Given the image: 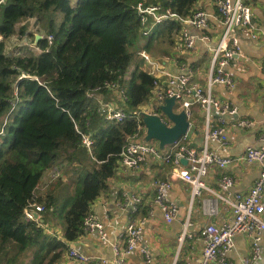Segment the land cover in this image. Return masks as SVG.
I'll use <instances>...</instances> for the list:
<instances>
[{"label":"trees","instance_id":"1","mask_svg":"<svg viewBox=\"0 0 264 264\" xmlns=\"http://www.w3.org/2000/svg\"><path fill=\"white\" fill-rule=\"evenodd\" d=\"M138 1L0 0V264H58L66 241L27 221L25 208L42 204V218L60 219L67 241L79 238L122 148L139 131L133 112L150 100L156 77L142 68L138 52L167 53L164 44L173 45L182 23L166 20L144 36ZM145 1L189 17L198 0ZM36 32L54 35L53 44H31ZM15 35L31 43L10 50ZM108 84L125 96L124 122L106 120L88 96L112 90ZM79 131L92 134L91 152ZM63 161L67 178L37 201L44 174Z\"/></svg>","mask_w":264,"mask_h":264},{"label":"crops","instance_id":"2","mask_svg":"<svg viewBox=\"0 0 264 264\" xmlns=\"http://www.w3.org/2000/svg\"><path fill=\"white\" fill-rule=\"evenodd\" d=\"M216 1H197L196 9H205L209 14V22L203 30L188 27L192 34L198 36L193 49L186 50L178 47L181 27L173 45L164 44L168 48L167 53L152 54L150 52L164 71L192 74L196 81L206 87L211 68L212 47L219 41L223 32ZM244 2L252 8L253 31L237 30L241 39V52L237 56V67L232 68L234 86L227 87L219 84L213 88V93L217 98L231 102L238 109L237 115H220L216 111L211 114L212 124H216L218 118L224 120L228 143L221 144L212 139L209 144L210 150L235 159L227 169L211 166L205 176L207 187L222 195H232L234 192L248 193L261 175L258 163L236 160L247 147L261 146V135L264 132V0H244ZM204 35H207L210 40H203L201 36ZM141 65L143 69H147L145 62ZM162 76L163 74L160 75ZM155 93L156 90L150 100L140 107L152 110L158 99ZM96 98L97 106L101 101H111L122 108L125 99L118 89L101 93ZM175 110L180 111L178 104L175 105ZM240 118L252 119L253 127H239L237 121ZM190 120L191 127L185 141L200 149L204 144L206 127L204 111L193 106ZM152 142L159 146L158 142ZM173 145L166 146L165 152L172 150ZM183 165L184 169H188L186 163L183 162ZM53 166H59L61 170L65 167L61 177L65 180L67 162H58ZM52 167L44 174L36 190V200L48 195L52 185L59 180L51 181L49 178V171ZM225 172L235 180L234 186L229 190L221 183V177ZM171 173L172 164L151 156L138 169L128 170L119 166L115 175L108 181V189L90 207V210L104 224L106 233L104 238L98 232H85L79 238L67 241L63 237L60 219L54 217L51 220H45L42 214H39V217L45 224V228L51 231L47 233L58 235L66 241L68 247L73 246L91 257L108 259L114 258V245L124 244L125 230L129 221L132 218L144 219L145 228L141 237V245L147 250L149 259L140 251H134L127 255V264H201L203 262L201 238L203 228L210 223L223 227L232 221L233 210L229 204L219 199L216 201L217 213L209 214L208 206L216 195L209 190H203L200 195L193 196L191 184L182 179L172 180ZM159 181L171 182V187L166 190V193L179 207V212L171 223L165 220L161 208L154 202ZM123 193H126L128 197L140 196L142 198V204L136 213L132 212L131 204L125 201ZM187 220L190 225L181 245L179 236ZM68 247L58 264H73L67 255ZM252 250L251 236L244 233L237 234L232 250L218 256L210 264H245L244 259L251 255ZM253 264H264V231L262 232L261 255Z\"/></svg>","mask_w":264,"mask_h":264},{"label":"built area","instance_id":"3","mask_svg":"<svg viewBox=\"0 0 264 264\" xmlns=\"http://www.w3.org/2000/svg\"><path fill=\"white\" fill-rule=\"evenodd\" d=\"M218 15L223 24V32L219 41L212 47L211 68L209 70L208 82L206 87L193 78L192 74L184 72L164 71L160 64L154 59L152 54L145 49L138 52V55L144 60L150 74L156 77L155 87L157 102L152 110L139 108L133 112L138 119L139 131L130 136L120 152L119 166L133 170L143 165L148 158L154 157L165 163L172 164L171 179H182L191 184L193 196L200 195L203 190H209L216 195V198L209 204L207 212L211 215L217 213L216 201L221 199L232 207L233 219L223 227L210 223L201 232L203 241V262L201 264H210L218 256L228 253L234 247V240L237 234L250 235L253 241V250L249 257L244 259L245 264H253L261 255L262 232L264 231V132L261 135L262 145L249 146L244 153L236 160L247 162H256L260 165V178L256 181L248 193L234 192L232 195H222L209 189L205 183V176L208 174L211 166L220 169H227L235 159L229 156H222L219 153L210 150L209 144L212 139L221 144L228 143V135L224 126V120L218 118L216 124H212L211 114L213 111L220 115H237V107L229 101L217 98L213 93L216 85L234 86L232 68L237 67V56L241 52V39L237 30L244 32L253 31L252 28V8L244 0H217ZM141 33L149 36L154 27L166 20L176 19L182 23V31L178 41V47L186 50L193 49L198 39L197 35L192 34L188 27H195L203 30L208 26L209 14L203 8L196 9L189 17H182L164 8L161 3L147 4L145 0H139L136 6ZM253 36H255L253 34ZM42 38L48 40L49 45L53 44L54 35H43ZM203 40L209 41L207 35L201 36ZM2 36L0 35V40ZM163 74L162 77L157 75ZM22 77H31L29 74H23ZM160 77V78H159ZM39 80L37 77H35ZM158 78V79H157ZM107 87L116 89L115 84H108ZM88 96L97 97V91L88 92ZM123 97H125L123 95ZM174 97L180 110H185L190 119L192 107L196 106L205 113L206 127L204 130V144L198 149L187 143L186 135L173 145L172 150L165 152L152 141H146V127L141 123L142 112L161 114L160 105L166 98ZM98 111L104 118L111 122H124L128 119L127 111L118 107L111 101H101ZM254 121L250 118H240L237 125L243 128H252ZM143 129H145L143 131ZM82 145L90 152L95 140L90 132H81ZM183 159L187 160L184 169ZM51 181L59 179L62 175L59 166H53L51 170ZM221 183L229 190L234 186V178L227 172L221 177ZM171 187L170 181H159L157 185L156 197L154 202L161 208L164 218L171 223L179 212V207L167 195L166 190ZM125 201L131 204L133 213H136L142 204L140 196L128 197L123 193ZM45 207L42 204L31 201L25 208L24 216L27 221H36L38 227H44L45 224L40 219L39 214L44 212ZM187 220L183 225V231L179 236V243L182 245L189 228ZM145 228L144 219L132 218L127 224L125 230L124 244L114 245V258L91 257L85 255L73 246H67V255L73 264H127L126 257L134 251H140L147 259L149 254L141 245V237ZM47 232H51L45 228ZM85 232H98L104 238L106 233L101 219L92 211L86 216L83 224ZM176 264V263H174Z\"/></svg>","mask_w":264,"mask_h":264},{"label":"water","instance_id":"4","mask_svg":"<svg viewBox=\"0 0 264 264\" xmlns=\"http://www.w3.org/2000/svg\"><path fill=\"white\" fill-rule=\"evenodd\" d=\"M43 35H35V45ZM176 100L174 97L166 98L160 105L161 114L142 112V120L146 127V141H156L159 147L164 149L173 145L186 135L191 127V120L185 110H175ZM187 163L186 159H183Z\"/></svg>","mask_w":264,"mask_h":264},{"label":"rangeland","instance_id":"5","mask_svg":"<svg viewBox=\"0 0 264 264\" xmlns=\"http://www.w3.org/2000/svg\"><path fill=\"white\" fill-rule=\"evenodd\" d=\"M18 43L20 44H30L31 43V39L30 38H24V39H20L19 36L15 35L13 36L12 38H10L8 40V44H9V47H10V50L14 49V47H16L15 45H17ZM34 45V43H31ZM169 146V145H168ZM64 165V164H63ZM53 168V167H52ZM65 169V167H64ZM61 170V171H64ZM52 171H49V175L51 174ZM51 176V175H50ZM62 177V175H61ZM61 177H59V179H61ZM50 178V177H49ZM74 193V190L72 191V194Z\"/></svg>","mask_w":264,"mask_h":264}]
</instances>
